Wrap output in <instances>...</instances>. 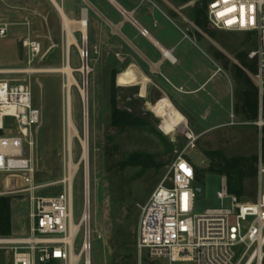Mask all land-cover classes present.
<instances>
[{
	"label": "rangeland",
	"instance_id": "obj_1",
	"mask_svg": "<svg viewBox=\"0 0 264 264\" xmlns=\"http://www.w3.org/2000/svg\"><path fill=\"white\" fill-rule=\"evenodd\" d=\"M208 0H189L178 3L168 0L170 5L183 12L193 33L217 56H226L233 71L241 69L252 81L255 62L248 59L250 51L257 48L253 35L219 31L205 20V28L193 24L192 14L206 5ZM193 2V5H189ZM8 2L0 0V25H7L9 33L0 38V81L26 82L33 92V105L42 111V124L34 139L30 158L35 170L33 178L20 174L0 175V199L9 201V234L4 224L0 239H21L29 236L30 215L33 211V197L59 195L68 190L66 178L69 174L67 154V103L66 75L60 70L66 64V33L63 21L49 1ZM66 16L71 20L82 18L87 9L89 25L88 64L91 69L87 83L83 74L76 70L82 65L78 48L73 47L71 65L78 86L72 87V116L77 129L83 131V103L79 88L87 87L89 95V144L90 158L88 173L92 199L93 264H166L159 260H140L136 251L138 225L142 209L152 193L168 175L173 162L184 154L194 168L199 170L195 187L202 190L197 194L194 215L202 216L209 210L230 208L231 200H221L222 176L208 172L212 160L206 154L221 152L226 158L250 157L261 154L262 128L256 124L264 122V106L259 109L258 118L247 120L241 114L244 109L240 93L246 87L237 83L234 112L226 115L224 127L219 129L193 128L186 119L168 103L153 110L147 103L154 98L150 93L143 100L140 91L134 88L129 93H120L117 86L118 107L132 112L144 122L124 130L113 128L112 92L113 63L101 58L95 44L96 10L84 6L78 0L60 2ZM22 7V8H21ZM189 22V23H188ZM75 37L82 45V37ZM25 40H36L41 44V54L30 63ZM113 52V51H112ZM223 54V55H222ZM113 55V53H112ZM128 67V66H127ZM126 69V66L123 68ZM28 71V72H23ZM253 82V81H252ZM116 85V83H115ZM128 85L127 87H129ZM149 106V108H148ZM156 115H154L153 113ZM1 117V116H0ZM13 121L7 119L2 136L10 135ZM1 124V122H0ZM12 131V132H11ZM81 155L80 142H73L74 162ZM133 155L142 159L150 158L146 165H125ZM217 162V159H214ZM87 169L80 165L75 176L73 190V220L78 224L82 214V198L85 189ZM259 195L258 177L247 182L244 203H254ZM82 244V234L77 238L75 252ZM245 246L234 248L237 262L245 252ZM12 251L0 246V264H12Z\"/></svg>",
	"mask_w": 264,
	"mask_h": 264
},
{
	"label": "built area",
	"instance_id": "obj_2",
	"mask_svg": "<svg viewBox=\"0 0 264 264\" xmlns=\"http://www.w3.org/2000/svg\"><path fill=\"white\" fill-rule=\"evenodd\" d=\"M189 2V5H193ZM215 5V6H214ZM229 8L224 16L218 13ZM181 10V9H180ZM178 10V11H180ZM206 15L219 31L251 34L257 48L248 53L255 62L251 79L257 87L261 112L264 104V0H208ZM232 21L231 24L228 21ZM189 23V22H188ZM190 24V23H189ZM192 25V24H190ZM7 25H0V38L7 37ZM142 35H146L143 31ZM30 63L41 54V44L25 40ZM89 53L81 59L88 61ZM0 132L7 119L13 132L0 136V175L20 174L33 178L35 170L30 152L35 134L42 124V111L33 105V92L26 82L0 81ZM264 127L260 118L256 124ZM194 166L181 154L168 175L152 193L142 209L138 225L136 251L140 260H159L166 264H264V165L258 163L259 195L254 203H244L231 195L226 178H222L221 200L230 199L231 207L194 215L198 188ZM29 236L19 244H4L12 251V264H93L92 199L84 189L83 208L78 233H72L73 199L70 188L55 196L33 197ZM75 224V223H74ZM82 244L75 252L78 236ZM245 246L235 262V247ZM72 253L79 256L73 261Z\"/></svg>",
	"mask_w": 264,
	"mask_h": 264
},
{
	"label": "crops",
	"instance_id": "obj_3",
	"mask_svg": "<svg viewBox=\"0 0 264 264\" xmlns=\"http://www.w3.org/2000/svg\"><path fill=\"white\" fill-rule=\"evenodd\" d=\"M17 1L26 2L28 9L32 0ZM55 1L61 7L60 2L68 0ZM78 1L96 10L94 45L105 62L112 63L113 58L120 93L138 88L142 100L153 93L147 104L154 111L172 104L186 119L185 129L187 121L196 130L224 127V114L234 112L236 71L226 56L213 54L193 33L181 10L168 0ZM83 11L89 12L83 9L82 16Z\"/></svg>",
	"mask_w": 264,
	"mask_h": 264
},
{
	"label": "trees",
	"instance_id": "obj_4",
	"mask_svg": "<svg viewBox=\"0 0 264 264\" xmlns=\"http://www.w3.org/2000/svg\"><path fill=\"white\" fill-rule=\"evenodd\" d=\"M178 3H186L189 0H173ZM206 15V5H202L201 8L195 10V13L192 14L193 24L199 28H205V18ZM256 72L257 68L255 65ZM116 72L114 74V83H113V92H112V122L111 125L113 128L118 130H124L129 127H135L140 124H143L141 118L136 117L132 112L122 110L118 107L117 102V92L118 89L115 85V77ZM235 79L237 83L246 87V89L242 88L240 101L243 103V110L240 109L241 114H243L247 120H254L258 118L259 112V100L258 94L255 88L252 85V81L249 77L239 68L236 69ZM264 105V104H263ZM149 108V106H148ZM150 109V108H149ZM0 136H2V132H0ZM139 155H133L124 163L126 165H146L150 162V158L142 159L140 157H135ZM206 156L210 157L212 160V165L209 167L208 172L213 174H219L223 178L227 179L228 190L231 195L237 196L240 200L244 195L246 184L248 181L255 179L258 177V163L261 157L262 164L264 165V127L262 128V142H261V154H254L250 157H234V158H226L221 152H211L206 154ZM214 159L218 161L215 162ZM196 171V180L199 179V170L195 168ZM9 201L6 199H0V234H2L3 225H6V235L9 234ZM4 235V234H2Z\"/></svg>",
	"mask_w": 264,
	"mask_h": 264
},
{
	"label": "bare ground",
	"instance_id": "obj_5",
	"mask_svg": "<svg viewBox=\"0 0 264 264\" xmlns=\"http://www.w3.org/2000/svg\"><path fill=\"white\" fill-rule=\"evenodd\" d=\"M55 6L57 9L62 21L64 30L66 33V39H67V46H66V64L65 66L60 70L61 73L66 75L67 78V84L65 86L66 88V103H67V154H68V163H69V174L66 178V182L69 184V188L71 190L72 199H73V190H74V181L75 176L77 175V171L80 165H84L85 169H87V173L85 175V189L88 192V194L91 192L90 188V180H89V173H88V163L90 158V144H89V118H90V111H89V95L87 92V87L85 84V87H80V95L83 103V131L80 133V131L77 129V127L74 124L73 116H72V87L78 86V82L74 78V72H79L83 74L85 77V82L87 83L88 75L91 71L88 61L86 59L82 60V65L79 69L75 71V69L71 65V52L72 48L76 47L80 51V55L83 53L85 56L86 51H88V42H89V22L87 19V12L83 11V16L79 20H71L69 19L63 9L57 4L55 0H49ZM76 32H79L82 37V45L80 46L75 34ZM28 72V71H23ZM7 73V72H0ZM77 139L80 142L81 146V155L79 158V161L76 163L74 162L73 158V142ZM1 151H5L6 148L0 146ZM72 233L75 235L78 233L80 226L77 224H74L72 221ZM20 239H0V245L4 244H19L18 241ZM72 259L73 261L79 260V256L75 253H72Z\"/></svg>",
	"mask_w": 264,
	"mask_h": 264
},
{
	"label": "snow or ice",
	"instance_id": "obj_6",
	"mask_svg": "<svg viewBox=\"0 0 264 264\" xmlns=\"http://www.w3.org/2000/svg\"><path fill=\"white\" fill-rule=\"evenodd\" d=\"M224 3H228V0H223ZM215 6V5H214ZM235 9L234 8H229L227 9L225 12H220L218 13L219 16H224L227 12H231V11H234ZM229 24L232 23V21H228Z\"/></svg>",
	"mask_w": 264,
	"mask_h": 264
},
{
	"label": "water",
	"instance_id": "obj_7",
	"mask_svg": "<svg viewBox=\"0 0 264 264\" xmlns=\"http://www.w3.org/2000/svg\"><path fill=\"white\" fill-rule=\"evenodd\" d=\"M197 193H198V194H201V193H202V190H201V189H198V190H197Z\"/></svg>",
	"mask_w": 264,
	"mask_h": 264
}]
</instances>
